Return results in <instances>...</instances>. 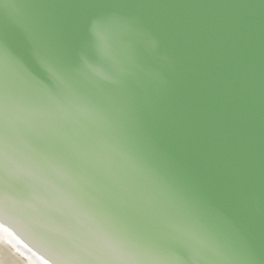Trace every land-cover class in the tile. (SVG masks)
Returning a JSON list of instances; mask_svg holds the SVG:
<instances>
[{"label": "water", "instance_id": "water-1", "mask_svg": "<svg viewBox=\"0 0 264 264\" xmlns=\"http://www.w3.org/2000/svg\"><path fill=\"white\" fill-rule=\"evenodd\" d=\"M0 68V173L87 258L264 264V0H0ZM9 199L46 264L85 260Z\"/></svg>", "mask_w": 264, "mask_h": 264}, {"label": "bare ground", "instance_id": "bare-ground-1", "mask_svg": "<svg viewBox=\"0 0 264 264\" xmlns=\"http://www.w3.org/2000/svg\"><path fill=\"white\" fill-rule=\"evenodd\" d=\"M3 183L8 185L7 189H12L13 192L5 189ZM15 186L16 185L11 183V181L9 182V179L4 174L0 173V191L4 192L6 195L10 196L9 200L12 203H15V204L18 203L20 206L24 207L23 211L26 215L31 216L30 214H32V215L37 216L38 219L42 222V224L44 226H46L48 229H50L51 232L58 238V240L60 242L64 241L66 245H68L69 247H72L76 251V253H78L81 257L83 256L85 258V260H88L91 264H97L90 257L87 258V254H85V253L88 252L89 254H91V252L89 251V249H85V248H87L85 245H83L85 248H82L79 245L72 244L70 241H68L66 238H64V236H62V234H60L50 222H46L43 220L44 218L42 219L41 217H39L38 214L43 215V217L47 218V216H45L44 213L41 212L40 208H37L36 206H31L29 204L24 203L23 201H30L31 200L30 195L24 191H22L23 194L18 193L15 190V188H16ZM16 189H18V188H16ZM34 205H36V204H34ZM2 209H4V207ZM43 210H44V208H43ZM46 215H47V212H46ZM56 226L58 227L59 230H61V228L58 225H56ZM29 231L31 232L32 230L30 229ZM31 233L33 234L34 237L38 236V234L36 232H31ZM0 241L2 243H4L5 245H7L14 253H16L19 257H21L28 264H46L43 261V259L40 258V256L36 255L30 248H28V245L26 244V242H24L19 237V235L15 229H12L11 227L6 226L1 222H0ZM78 243H79V241H78ZM79 244L81 245V243H79ZM96 256L99 258L100 261H102L99 255H96Z\"/></svg>", "mask_w": 264, "mask_h": 264}, {"label": "snow or ice", "instance_id": "snow-or-ice-1", "mask_svg": "<svg viewBox=\"0 0 264 264\" xmlns=\"http://www.w3.org/2000/svg\"><path fill=\"white\" fill-rule=\"evenodd\" d=\"M106 27H107V21L104 17H98L95 25H94V34L97 42L98 50L101 52H104L106 49ZM44 72H47L50 77L52 76H59V70L56 69L54 66H49L42 64L41 65ZM4 101H3V69L0 68V108L3 107ZM5 144L3 141H0V158L6 159V151H5ZM141 243L137 242L134 243L125 249V254L134 260H144L141 258V256L138 255V249L140 248ZM95 253L99 256L106 257L104 264H117V262L110 258V255L106 252H101L97 250ZM80 264H89L88 260H82Z\"/></svg>", "mask_w": 264, "mask_h": 264}, {"label": "rangeland", "instance_id": "rangeland-1", "mask_svg": "<svg viewBox=\"0 0 264 264\" xmlns=\"http://www.w3.org/2000/svg\"><path fill=\"white\" fill-rule=\"evenodd\" d=\"M0 264H28L0 241Z\"/></svg>", "mask_w": 264, "mask_h": 264}]
</instances>
